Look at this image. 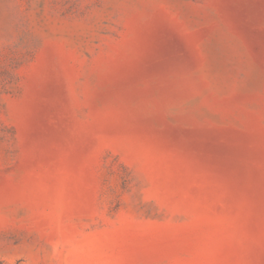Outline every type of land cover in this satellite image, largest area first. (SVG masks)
<instances>
[{
	"label": "rangeland",
	"instance_id": "rangeland-1",
	"mask_svg": "<svg viewBox=\"0 0 264 264\" xmlns=\"http://www.w3.org/2000/svg\"><path fill=\"white\" fill-rule=\"evenodd\" d=\"M0 264H264V0H0Z\"/></svg>",
	"mask_w": 264,
	"mask_h": 264
}]
</instances>
